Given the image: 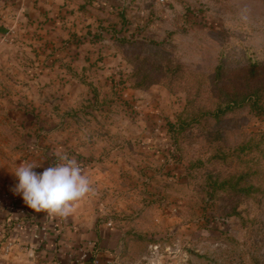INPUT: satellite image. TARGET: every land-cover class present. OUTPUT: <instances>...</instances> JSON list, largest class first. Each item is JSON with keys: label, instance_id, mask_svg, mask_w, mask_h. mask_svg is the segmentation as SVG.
<instances>
[{"label": "rangeland", "instance_id": "obj_1", "mask_svg": "<svg viewBox=\"0 0 264 264\" xmlns=\"http://www.w3.org/2000/svg\"><path fill=\"white\" fill-rule=\"evenodd\" d=\"M64 154L111 264H264V0H0L2 254L58 218L12 172Z\"/></svg>", "mask_w": 264, "mask_h": 264}, {"label": "clouds", "instance_id": "obj_2", "mask_svg": "<svg viewBox=\"0 0 264 264\" xmlns=\"http://www.w3.org/2000/svg\"><path fill=\"white\" fill-rule=\"evenodd\" d=\"M59 162L42 167L35 163H21L13 173L17 180L14 195L21 196L24 203L36 213L50 217L67 218L77 204L94 190L75 158L58 155Z\"/></svg>", "mask_w": 264, "mask_h": 264}, {"label": "crops", "instance_id": "obj_3", "mask_svg": "<svg viewBox=\"0 0 264 264\" xmlns=\"http://www.w3.org/2000/svg\"><path fill=\"white\" fill-rule=\"evenodd\" d=\"M53 218V217H52ZM71 218V217H70ZM74 218V216H72ZM66 222H67V218ZM60 218L58 217L55 222H51L47 232H32L31 228H23L21 239L22 244L25 245L21 250L15 247L13 250H8L6 254H2L3 242H0V264H76V260L80 256V249L85 247L90 242V246H95L97 243L94 240L87 239L80 231L77 223L73 224L72 232L70 235L67 232L66 222L61 225ZM64 221V218H63ZM45 228V227H44ZM54 230V232H53ZM64 231L59 235L60 231ZM21 232V231H20ZM55 233V234H54ZM18 234L19 231H18ZM90 235V233H89ZM68 253H74L78 257L76 260H70ZM111 253L98 252L97 257L103 264H107ZM105 257H107L106 260ZM92 264V263H87Z\"/></svg>", "mask_w": 264, "mask_h": 264}, {"label": "built area", "instance_id": "obj_4", "mask_svg": "<svg viewBox=\"0 0 264 264\" xmlns=\"http://www.w3.org/2000/svg\"><path fill=\"white\" fill-rule=\"evenodd\" d=\"M9 195H7L8 197ZM16 203L10 200V203L8 205L9 210H14ZM27 206V205H26ZM27 210L31 211V209L27 206ZM111 224V223H110ZM80 256L77 259V264H103L101 260L97 257V253L94 250V246H90V242L85 245V247L80 249ZM113 261L108 260L107 264H111Z\"/></svg>", "mask_w": 264, "mask_h": 264}, {"label": "trees", "instance_id": "obj_5", "mask_svg": "<svg viewBox=\"0 0 264 264\" xmlns=\"http://www.w3.org/2000/svg\"><path fill=\"white\" fill-rule=\"evenodd\" d=\"M258 67H259V65L256 62L251 64V66H250V76H251V78H255L256 77ZM184 122H185V119H182V118L179 119V123H178L179 129L178 130H183L184 129V127H185ZM171 127L172 128H177L175 125H171Z\"/></svg>", "mask_w": 264, "mask_h": 264}]
</instances>
